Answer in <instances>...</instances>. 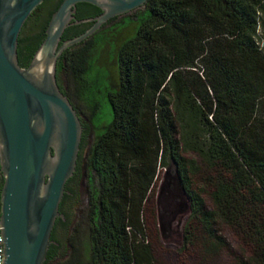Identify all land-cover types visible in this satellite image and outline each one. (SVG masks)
Segmentation results:
<instances>
[{
	"label": "trees",
	"instance_id": "16d2710c",
	"mask_svg": "<svg viewBox=\"0 0 264 264\" xmlns=\"http://www.w3.org/2000/svg\"><path fill=\"white\" fill-rule=\"evenodd\" d=\"M128 18L134 33L117 48L119 78L108 93L113 119L87 157L99 185L90 198V257L62 264H156L147 217L159 168L169 162L190 208L185 253H222L228 243L216 225L225 216L253 246V263L264 264V0H148ZM42 41L21 46L19 37L21 66ZM95 50L89 37L57 62L85 101ZM184 152L225 172L212 193L215 209L194 189L200 165ZM56 249L53 242L44 264H53Z\"/></svg>",
	"mask_w": 264,
	"mask_h": 264
},
{
	"label": "water",
	"instance_id": "95a60500",
	"mask_svg": "<svg viewBox=\"0 0 264 264\" xmlns=\"http://www.w3.org/2000/svg\"><path fill=\"white\" fill-rule=\"evenodd\" d=\"M148 0H63L29 65L19 63L21 30L44 0H0V170L3 264H44L68 180L74 175L83 124L57 82V62L118 16L144 8ZM102 12L75 23L93 22L62 41L76 6Z\"/></svg>",
	"mask_w": 264,
	"mask_h": 264
},
{
	"label": "rangeland",
	"instance_id": "374dc122",
	"mask_svg": "<svg viewBox=\"0 0 264 264\" xmlns=\"http://www.w3.org/2000/svg\"><path fill=\"white\" fill-rule=\"evenodd\" d=\"M138 10L118 16L90 37L96 50L90 57L91 70L84 87L86 101L78 95L80 86L68 70L64 69L60 74L64 94L77 109L86 129L76 172L68 180L71 192L63 205L66 219L57 225L54 232L58 244L53 264H62L72 257L86 263L90 257V228L93 222L90 198L92 190L99 185L96 174L87 166V157L96 135L112 122L108 93L119 78L116 51L133 36L134 31L128 30V16ZM30 32L29 23L23 33L26 35ZM184 156L196 160L200 165V171L192 176L193 187L204 198L206 206L215 209L212 193L225 172L209 167L191 152H184ZM189 215L188 200L178 184L175 165L169 162L167 168H159L147 217V239L152 245L156 264H254L251 260L253 246L237 222L233 223L225 216L219 217L216 225L219 234L228 243L222 253L205 255L200 250L198 253H185L183 228Z\"/></svg>",
	"mask_w": 264,
	"mask_h": 264
},
{
	"label": "flooded vegetation",
	"instance_id": "af4514ba",
	"mask_svg": "<svg viewBox=\"0 0 264 264\" xmlns=\"http://www.w3.org/2000/svg\"><path fill=\"white\" fill-rule=\"evenodd\" d=\"M63 0H44V2L38 7L37 10H35L33 12V14L29 17V19L26 21V23L24 24L20 36L23 39V42L21 43V46L27 45L30 42H32L33 39H36L37 36L43 37V40L45 38V31L46 28L48 26V23L51 19L52 14L58 9V7L60 6L61 2ZM97 7H94V5L88 4V3H79L76 6V11H75V18L72 20V25H70L69 27H67L62 35V41L60 44H62L63 41L71 39L73 37H76L82 33H84L92 24L93 22H81V23H75L77 21H80L82 19H87V18H93L98 16L102 11H98V9H96ZM31 24V30L32 32L28 33V34H24V30L26 28V26L28 24ZM19 45V44H18ZM31 61V60H30ZM30 63V62H29ZM28 64H26L25 67H27ZM60 72L58 70V65H57V82L60 86L61 89H63L62 85L60 84ZM82 121V119H81ZM84 130H83V135H82V142H81V146L84 140V135H85V129L86 127L84 126V123L82 121ZM3 183H4V178L2 175V172L0 170V217H1V190L3 187ZM66 193L63 197V200L60 204V212L63 215V217H59L56 220V223L54 225L53 231H52V236L51 239L53 240L54 244L57 245V241L55 240L54 237V232L56 230V227L59 223H62L65 221L66 217H65V212L63 210V205L66 201V199L70 196V192L71 189L68 186V182L66 184Z\"/></svg>",
	"mask_w": 264,
	"mask_h": 264
},
{
	"label": "built area",
	"instance_id": "2783aa9c",
	"mask_svg": "<svg viewBox=\"0 0 264 264\" xmlns=\"http://www.w3.org/2000/svg\"><path fill=\"white\" fill-rule=\"evenodd\" d=\"M6 256L3 255V237L1 235V226H0V264H3V260Z\"/></svg>",
	"mask_w": 264,
	"mask_h": 264
}]
</instances>
